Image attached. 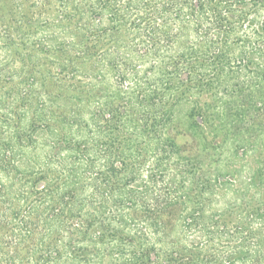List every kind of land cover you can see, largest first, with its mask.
I'll return each instance as SVG.
<instances>
[{
	"label": "trees",
	"instance_id": "1",
	"mask_svg": "<svg viewBox=\"0 0 264 264\" xmlns=\"http://www.w3.org/2000/svg\"><path fill=\"white\" fill-rule=\"evenodd\" d=\"M33 1L0 17V264H264V170L213 203L171 135L264 113V0Z\"/></svg>",
	"mask_w": 264,
	"mask_h": 264
},
{
	"label": "rangeland",
	"instance_id": "2",
	"mask_svg": "<svg viewBox=\"0 0 264 264\" xmlns=\"http://www.w3.org/2000/svg\"><path fill=\"white\" fill-rule=\"evenodd\" d=\"M1 2L0 17H4L6 22L8 18H14V20L17 19V14L15 11L24 12L25 16L30 19L38 16V10L33 7V0H4ZM17 2H19L18 4L20 5H18ZM51 9L54 10L53 7ZM12 28H15V26H12ZM54 30L60 36V29L56 28ZM35 31V28H31L30 33ZM13 34L15 33L13 32ZM31 36L28 35L27 40L31 41ZM53 37L54 39H51L50 44H59L60 40L58 39V37ZM15 43L19 44L20 46L19 42ZM4 52L5 50L1 49L0 61L5 60L3 57L4 54H6V56L8 55V52ZM14 54L15 52L14 50H12L13 58H16V55ZM24 62H26L27 65L22 70L18 71L17 75H15V82H20V76H26L28 72L30 62L28 59ZM25 81H27V79ZM229 95L222 96L223 104H228L230 100ZM40 101L46 105L61 104V102L57 100L43 98L42 96H39L33 103L37 105L38 103H40ZM207 102L210 105L213 103V101H210L209 98ZM190 107L191 106L189 104H183L176 108L175 120L173 122V130L171 131V135L173 136V139L178 146L179 155L182 158L188 160L190 163H192V161H200L202 165L201 168L205 171L201 173L202 170L200 169L199 176H202L203 179L206 177H210L211 183L206 190V195L211 196L210 198L213 203H216L214 202V200L220 196H222L221 199L226 198L224 200V202H226L227 199H229L232 195L234 196V194L232 193L231 195V192H229V186L221 187V185L223 184L221 182L230 181L232 182V186L234 188H239L242 185H247V183L245 182L249 180L252 175L257 181V172L260 169L264 170V113L258 116H253V118L249 119L250 121L247 122V124H244L242 122L248 121L247 118L251 114H248L244 109L237 110L234 116H236L237 120H240L238 124L241 122V125H239L240 128L237 126L238 124L235 125V127L240 129V131L238 132L239 134L235 133L234 135H229L228 137H226V132L224 130L226 129V126L229 125L226 124V120H228V110L226 109L227 107H222L221 109L222 112H224V114L226 115L224 116L223 121L217 123L221 126L213 124L217 122L216 117L210 119V123L215 127V129H217L218 131L220 130L219 133L215 134H213L214 132H210L208 127L205 128L204 123L199 120L198 125L201 128L197 129L194 126L193 119L187 117ZM214 107L216 109L221 108L217 107L216 103H214ZM46 112L48 113L50 111L48 110ZM45 113H43V115ZM215 137H218L215 144L216 146L221 147L220 153H217L209 148V144H213V142L215 141ZM219 143H221L220 146ZM224 144L227 145L225 146ZM198 167L199 166H197V168ZM208 170L210 172V176L205 175V172H207ZM215 179L219 180L218 182H220L219 185H216V188L214 187L216 184L214 181Z\"/></svg>",
	"mask_w": 264,
	"mask_h": 264
}]
</instances>
